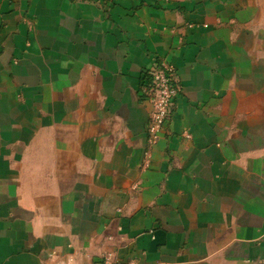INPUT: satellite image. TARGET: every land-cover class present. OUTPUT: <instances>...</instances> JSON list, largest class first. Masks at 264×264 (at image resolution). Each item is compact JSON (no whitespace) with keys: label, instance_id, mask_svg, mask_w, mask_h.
Masks as SVG:
<instances>
[{"label":"crops","instance_id":"1","mask_svg":"<svg viewBox=\"0 0 264 264\" xmlns=\"http://www.w3.org/2000/svg\"><path fill=\"white\" fill-rule=\"evenodd\" d=\"M106 254L264 264V0H0V264Z\"/></svg>","mask_w":264,"mask_h":264},{"label":"built area","instance_id":"2","mask_svg":"<svg viewBox=\"0 0 264 264\" xmlns=\"http://www.w3.org/2000/svg\"><path fill=\"white\" fill-rule=\"evenodd\" d=\"M180 92V83L173 64L157 60L147 71V77L141 82L140 93L151 104L147 125V143L155 146L169 122L175 100ZM148 159L150 149L144 153ZM100 264H117L112 254H106Z\"/></svg>","mask_w":264,"mask_h":264}]
</instances>
